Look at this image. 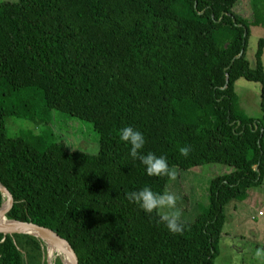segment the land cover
<instances>
[{
	"label": "trees",
	"instance_id": "obj_1",
	"mask_svg": "<svg viewBox=\"0 0 264 264\" xmlns=\"http://www.w3.org/2000/svg\"><path fill=\"white\" fill-rule=\"evenodd\" d=\"M237 2L1 1L0 184L13 199L6 218L55 231L77 264H213L225 204L264 176L262 124L242 112L234 91L238 78L258 82L264 113V35L253 67L245 56L250 25L264 26V13L254 5L249 20L234 11ZM50 110L90 122L98 152L6 125L8 117L48 121ZM126 126L170 168L225 166L183 235L126 199L145 186L164 192L169 182L132 159L119 139ZM44 247L32 235L0 233V264H46Z\"/></svg>",
	"mask_w": 264,
	"mask_h": 264
},
{
	"label": "rangeland",
	"instance_id": "obj_2",
	"mask_svg": "<svg viewBox=\"0 0 264 264\" xmlns=\"http://www.w3.org/2000/svg\"><path fill=\"white\" fill-rule=\"evenodd\" d=\"M254 5L257 11L264 13V0H240L234 4V11L251 20ZM263 35L264 26L250 25L245 56L251 67L255 65L254 53L258 39ZM261 63L264 68V47ZM234 91L242 112L255 117L264 130V113L259 106L260 84L241 77L235 81ZM48 113V121L8 117L6 125L12 134L20 129L29 130L35 135L46 136V142L63 140L70 150L77 149L91 154L98 152L99 137L90 122L57 110H50ZM224 168L219 162L189 169L176 168L177 179L174 182L169 180L164 191H172L180 197L178 207L182 209L185 221H192L195 215L206 207L209 180ZM224 211L226 220L219 241L218 255L213 264H261L256 251L264 250V176L260 184L248 188L244 199H233L226 203ZM56 258L62 262L60 256ZM46 260L45 246L44 261Z\"/></svg>",
	"mask_w": 264,
	"mask_h": 264
},
{
	"label": "clouds",
	"instance_id": "obj_3",
	"mask_svg": "<svg viewBox=\"0 0 264 264\" xmlns=\"http://www.w3.org/2000/svg\"><path fill=\"white\" fill-rule=\"evenodd\" d=\"M120 141L130 145V156L133 160H139L150 177H167L175 181L178 170L169 166L167 159L157 156L152 152L144 153V134L132 126H126L119 130ZM190 146L181 147L179 152L187 157L190 154ZM126 199L136 204L148 215H155L158 222L162 223L167 230L174 235H183L186 221L183 218L182 209L178 207L180 197L172 191L155 192L151 187L145 186L136 191L126 193ZM257 258L264 264V250L257 249Z\"/></svg>",
	"mask_w": 264,
	"mask_h": 264
},
{
	"label": "water",
	"instance_id": "obj_4",
	"mask_svg": "<svg viewBox=\"0 0 264 264\" xmlns=\"http://www.w3.org/2000/svg\"><path fill=\"white\" fill-rule=\"evenodd\" d=\"M242 51L235 57H239L241 55ZM257 169V166L255 167ZM0 193L2 196L5 197L4 202L0 205V233L3 234H15V233H22V234H28L32 235L41 241H43L45 244L47 242L53 243L55 245H58L62 250L64 255L66 256V259L68 260L69 264H77V258L76 255L71 248L70 244L65 240L63 237H61L59 234H57L55 231L51 230L50 228L37 225L35 223L29 222V221H19L14 219H7L6 218V212L10 209L13 199L10 194V192L7 190L6 187L0 184ZM4 216V217H3ZM47 241V242H46ZM46 246V245H45ZM47 264L49 263V256L47 253ZM64 264V262H62Z\"/></svg>",
	"mask_w": 264,
	"mask_h": 264
},
{
	"label": "bare ground",
	"instance_id": "obj_5",
	"mask_svg": "<svg viewBox=\"0 0 264 264\" xmlns=\"http://www.w3.org/2000/svg\"><path fill=\"white\" fill-rule=\"evenodd\" d=\"M0 218H1V216H0ZM45 245H46V250H47V253L49 256V263L50 264H54L56 256H60L62 259V262H64V264H69L68 260L66 259V256L63 253V250L58 245H55V244L50 243V242H47V244H45Z\"/></svg>",
	"mask_w": 264,
	"mask_h": 264
}]
</instances>
